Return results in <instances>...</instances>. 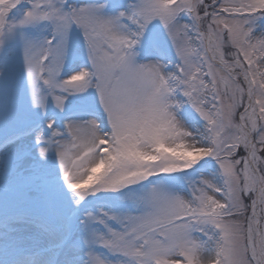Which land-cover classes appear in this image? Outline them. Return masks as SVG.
Wrapping results in <instances>:
<instances>
[{"label": "snow or ice", "instance_id": "snow-or-ice-1", "mask_svg": "<svg viewBox=\"0 0 264 264\" xmlns=\"http://www.w3.org/2000/svg\"><path fill=\"white\" fill-rule=\"evenodd\" d=\"M0 264H264V0H0Z\"/></svg>", "mask_w": 264, "mask_h": 264}]
</instances>
